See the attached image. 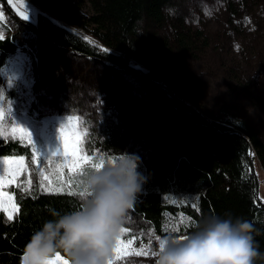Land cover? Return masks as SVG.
I'll return each instance as SVG.
<instances>
[{"label": "trees", "instance_id": "16d2710c", "mask_svg": "<svg viewBox=\"0 0 264 264\" xmlns=\"http://www.w3.org/2000/svg\"><path fill=\"white\" fill-rule=\"evenodd\" d=\"M25 1L40 10L34 23L0 0L11 24L0 39V70L9 56L26 52L34 76L30 115L73 113L86 128L87 151L105 160L138 158L144 183L127 212V237H186L205 217L231 214L253 225L264 253L254 171L258 160L264 175V140L231 108L264 107L257 79L264 77V0ZM23 34L34 36V50L20 43ZM32 151L0 136V159L23 157L31 175L30 186L23 176L12 190L14 219L0 212V264H20L31 235L55 214L79 210L84 199L68 195L67 186L42 189L48 181L30 163ZM254 264H264V255Z\"/></svg>", "mask_w": 264, "mask_h": 264}, {"label": "clouds", "instance_id": "9594fccd", "mask_svg": "<svg viewBox=\"0 0 264 264\" xmlns=\"http://www.w3.org/2000/svg\"><path fill=\"white\" fill-rule=\"evenodd\" d=\"M137 157L123 153L88 171L89 193L77 211L55 214L34 232L20 264H52L63 253L71 264H109L127 212L144 179ZM253 225L243 217L209 215L190 235L158 237L153 264H254L264 255L254 244Z\"/></svg>", "mask_w": 264, "mask_h": 264}, {"label": "rangeland", "instance_id": "374dc122", "mask_svg": "<svg viewBox=\"0 0 264 264\" xmlns=\"http://www.w3.org/2000/svg\"><path fill=\"white\" fill-rule=\"evenodd\" d=\"M8 4L12 7L15 13L21 18L31 23L36 20V15L40 13L39 8L32 5L25 0H7ZM24 17H28L25 19ZM54 22L66 27L71 32H78L73 28L67 27L64 21L54 19ZM11 24L7 18L6 13L0 5V39L5 38V29H10ZM34 36L30 34H23L20 43L28 51L36 48ZM259 85L264 86V77H257ZM264 92V88H262ZM34 100V76L31 67L29 56L24 51H17L15 54L9 56L4 67L0 70V136L11 137L32 146L33 143L37 151L41 154L42 158L56 152L61 148V131L65 137L69 138L71 142L79 140L81 150L85 154H90L93 162H99L102 155L96 151L89 152L83 146V138L86 128L82 125L77 115L73 113H51L41 111L36 118L35 115H30V106ZM242 107H231L234 112L245 117L250 126H252L258 135L264 140V107H254L253 104L248 102H241ZM45 107V106H41ZM213 111H218L219 107H210ZM23 127L28 130L32 138L24 133L14 131V128ZM17 159V158H14ZM9 159H0V175H3L7 170V165L3 161ZM63 157H50L49 163L44 167L43 171L47 175L46 169L53 167L52 162H61ZM84 167H91V163L84 165ZM68 173L67 169H64ZM254 171L260 182L259 198L264 203V175L261 170L258 160L254 163ZM69 174V173H68ZM27 178L28 171L22 173L16 184L9 185L3 189L5 192L12 194L15 186L23 184L25 181L22 177ZM0 212H3L0 210ZM6 217L8 213L3 212ZM15 215V214H14ZM130 217L128 213L125 217L123 227L130 230ZM129 231L121 236V239L127 243L132 237H127ZM157 237L154 236L153 240L149 243H141L135 238L131 245H128L124 251L133 253L130 255H121L119 259L112 253V260L114 264H145L154 261V256L151 255L157 248ZM183 239L184 237H177ZM144 248L148 255H136L135 251ZM60 264V262H57Z\"/></svg>", "mask_w": 264, "mask_h": 264}, {"label": "snow or ice", "instance_id": "6c2138e0", "mask_svg": "<svg viewBox=\"0 0 264 264\" xmlns=\"http://www.w3.org/2000/svg\"><path fill=\"white\" fill-rule=\"evenodd\" d=\"M28 19V17H24ZM14 131H19L21 133L26 134L27 136L32 138L31 133L23 127L14 128ZM61 148H59L56 152L48 155L46 157L41 156V154L37 151L33 139L32 146L33 151L31 155V164H35L37 170H39L40 175L43 177L44 181H48V187H46L43 183H41L40 187L45 191L49 190V188H54L56 191L62 192L64 187H68L67 194L70 196L78 195L81 198H85L89 195L87 190L83 187L79 192L74 191L72 189V185L75 183L77 187L83 186L84 177L88 173V171H84V165L91 163L92 169H100L104 166L105 158L101 157L99 162H93L90 154H85L79 145V140L77 139L75 142H71L69 138L65 137L63 130L61 131ZM63 157V160L55 165V169L51 175H46L43 171L44 167L49 163L50 157ZM114 160V159H113ZM4 165H7V170L3 175H0V210L5 213H8L7 219L9 221L14 219V214L19 213V206L15 203L14 196L5 192L3 189L7 188L9 185L16 184L18 177L28 171V163H26L23 157L17 159H9L3 161ZM64 169H67L69 176L66 178L64 175ZM75 177H80V179H74ZM28 184L31 185V175L28 176ZM129 229L122 227L120 236L116 241V245L113 249V254L117 259L121 257V255H130L133 253L125 252L124 249L131 245L135 237L129 239L127 243L121 239V236L127 233ZM158 239V237H157ZM136 255H148V252L144 250L142 247L138 251H135ZM152 256L155 255V252L151 253ZM69 264L68 260L63 259L59 254L52 261V264ZM109 264H114V261L111 260Z\"/></svg>", "mask_w": 264, "mask_h": 264}]
</instances>
